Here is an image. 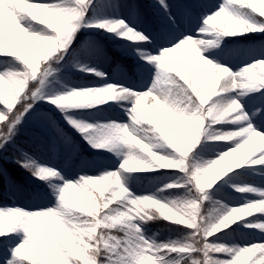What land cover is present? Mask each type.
<instances>
[{
    "label": "trees",
    "instance_id": "1",
    "mask_svg": "<svg viewBox=\"0 0 264 264\" xmlns=\"http://www.w3.org/2000/svg\"><path fill=\"white\" fill-rule=\"evenodd\" d=\"M1 2L0 9H3ZM206 2L211 14L219 11L221 4H226V0ZM232 2L235 5L229 7L236 14L224 12L227 24L218 22L208 26L222 33L225 27H230L234 35L224 36L218 47L201 50L203 56L219 65L215 67L203 61L195 45L187 46L180 54H164L161 59L151 50V46L157 48L161 28H170L177 39L184 37V15L178 6L188 5L203 21L209 16L200 0H174V3L166 0L163 5L160 0H86L83 18L75 32H71L66 48L62 47L65 40L51 45H47L42 36L37 41L32 40L22 32L16 17L7 16L0 21V73H8L0 75V103H14L24 93H35L31 97L34 100L40 97L0 148V232L13 233L14 240L9 241L12 243L19 241L15 234L17 229L26 233L27 243L18 251L24 264H167L178 257V252L187 253L180 264H253L258 256L256 264H264V255H260L264 249L243 250L264 244V227L260 226L264 223V209H254L251 217L215 234L208 227L222 209L264 200V164L252 163L249 157L254 154L259 158V137L250 136L249 147L240 154L245 165L233 169L209 189L196 187L197 179H204L203 165L235 147V140L239 139L238 135L218 141L212 137L236 133L248 124L264 133V120L254 125L238 100L239 91L248 89L247 96L254 107L264 109V77L261 76L264 68L256 65L262 61L260 54L264 55V17L259 14L264 8L259 7L260 0ZM63 7L79 6L76 0H70ZM20 9L26 16L32 11L27 7ZM142 12L150 16V40L128 39L121 34L125 28L110 32L96 26L123 21L128 28L139 32L135 23ZM246 20L253 24L255 32L243 31L247 27ZM232 22L240 31L231 26ZM43 28L47 34H52V29L41 24L35 27V32L40 33ZM140 42L146 47L136 49L134 45ZM214 52L216 55L211 56ZM228 58L244 67L253 65V80L246 81L249 88L241 86L228 69L223 70L227 68L223 61ZM88 65L91 66L87 68ZM97 72L101 75H96ZM157 74L173 88L156 118L146 112L132 114L127 101L109 99L116 88L101 93L99 103L75 97L65 101L67 106L60 107L49 100L72 89H87L91 84L95 85L93 89L117 86V81L136 85ZM232 99L241 104L239 120L233 119L231 112L223 115L228 107L225 101ZM214 100L217 103L213 104ZM77 101L82 103L73 106ZM3 110L0 105V111ZM95 113L147 136V144L137 147L139 153L147 151L153 156L163 149L164 155L154 156L157 166L132 171L124 186L120 183L108 186L104 181L105 173L120 170L128 148L136 143L124 132H115L96 120ZM78 115L83 119H72ZM69 118L92 127L81 130L69 122ZM193 135L196 145L185 154L181 146ZM93 139L100 148L90 145ZM0 143H3L2 137ZM156 157H165L179 167L159 166ZM29 161L33 162L32 166L24 167ZM37 168L54 169L59 175L45 172L39 174L44 177L41 180L32 175ZM80 176L91 177L84 187L80 186L81 190L73 188L74 195L87 207L86 213L79 212V218L73 220L85 234V243L72 242L61 233V217L47 209L48 203L57 209L53 193L64 180H76ZM238 187L251 191L239 192ZM69 193L64 192L63 200L73 210L76 204L68 198ZM151 198L164 205L168 215L160 213L150 203ZM11 209H16L18 214ZM23 212L42 217L44 223L27 218ZM134 222L144 227L139 230L142 238L125 251L124 240L132 238L133 231H137ZM113 238L120 239L121 244L111 254L107 243ZM147 240L163 248L168 258L158 263L147 260L144 242ZM2 251L0 247V253Z\"/></svg>",
    "mask_w": 264,
    "mask_h": 264
},
{
    "label": "clouds",
    "instance_id": "2",
    "mask_svg": "<svg viewBox=\"0 0 264 264\" xmlns=\"http://www.w3.org/2000/svg\"><path fill=\"white\" fill-rule=\"evenodd\" d=\"M32 11L29 17H31V20L37 21L41 25H46L47 28L52 29V34H43L42 39L47 45H51L53 43H61L65 39H67V33L68 32H75V29L77 28L75 22L73 21V17L69 14L60 12L56 9H54L49 4H32ZM259 7L264 8V0H260ZM254 11H256V8H252ZM261 17H264V11L259 12ZM219 16V14L214 13L210 16H208L204 20L205 25L212 24L215 17ZM248 20H246L247 23ZM248 29H252L253 32L256 31V29L253 27L252 23H247V27L243 29L244 32H247ZM200 31L205 32L208 31L207 28H202ZM237 31H240V29H237ZM136 32L134 30H131V35L127 37L128 39H133L135 37ZM142 35V34H141ZM234 33L231 31L228 27L224 28L223 36H233ZM59 37V39H58ZM144 40H147L148 37L144 36ZM178 44H188V45H195L197 46L198 51L201 52V58L205 63H208L212 66H219L216 63H213L210 59H207L205 56L202 55V49L205 51L212 47H218L219 41L218 39L213 42V39H197L193 36H184L182 40L177 42ZM176 45H173L175 47ZM256 65L259 66V68H264V61L258 62ZM227 71V68L223 69ZM253 71V65H250L244 69H242L238 73H234L235 75L239 76L241 73H250ZM261 76L264 77V72L261 73ZM264 82V81H262ZM108 88H117L119 86L116 85H108ZM121 88L124 92H127L128 89ZM103 93L102 88L92 89H72L69 90L67 93L58 95L56 97L49 98L50 102L53 105L56 106H67L65 101L72 100L73 97H86L89 100H96L97 103H99V97L100 94ZM13 95H15V92L13 91ZM159 99H164V96L157 92L155 94ZM35 96V93H24L19 95L14 103H10L8 105H5L3 103H0V105H3L4 110L0 111V124H5V122L9 121V117L12 118V120H15L17 117H23L25 114V107L30 109L33 106V103L35 100L31 97ZM132 99L133 97H129ZM57 100H60L61 103H56ZM75 103H82V101L74 102L73 106H75ZM225 105H227V111L223 113V115L227 116L228 113H234L233 119L239 120L241 118V104L235 100L232 99L230 101H225ZM245 117L246 115L242 113ZM19 119V121H20ZM69 122H71L69 118ZM92 127L91 125H88V128ZM86 130V129H85ZM243 133V135H241ZM239 136L238 140H235V147H232L230 150L225 151L219 155L218 158L212 159L209 162H207L203 167L205 168L204 173V179L203 181L197 179L196 181V187L198 189H209L211 188L218 180H220L222 177H224L227 173L231 172L233 169H237L245 165V161L241 157V153L244 152L250 145L251 141L249 140L250 136H258L259 137V144L257 147L260 149L257 153L259 158H256L257 155H253L251 157L252 163H261L262 160H264V133L256 131L251 124H248L247 127L240 128L238 132L236 133H226L224 135H217L212 137L213 140H226L229 139L231 136ZM89 137V136H88ZM188 142L181 146L183 152L187 154L188 152L193 150V147L196 145V137L189 136L187 138ZM139 143V141H137ZM90 145L93 148H100V146L96 143V140L93 139L90 142ZM181 148H177V151H180ZM151 155V153L149 154ZM149 155H141L137 153L135 156L131 155H125L122 159L119 169H128L129 171H138L147 167H156L157 164L154 163L152 159H149ZM130 161H135L134 164L130 165ZM156 161L159 162V166L162 167H179L178 163H173L171 160H168L165 157H156ZM43 169V168H41ZM218 169V170H217ZM53 173V176L59 175L58 172H56L54 169H45ZM32 175L34 177H38L39 179L43 180V176H39L38 170H33ZM103 175V174H101ZM90 176H80L79 179L76 180H64L62 186L59 187L58 191L55 193L56 201H57V215L61 216L63 218V221L65 224H67L69 227L72 226V221L79 218L78 211L72 210L70 206L66 205L63 200V194L66 189L76 187L77 185L84 187L87 180L90 179ZM237 191L239 192H249L251 189L246 187H238ZM264 209V200L255 201L254 203H245L240 206L231 207V208H225L222 209L219 213L216 214V219L214 221H211L208 225V227L211 229V233L215 234L217 232H220L223 229L228 228L229 226L235 224L238 221L244 220L246 217L252 216V211L254 209ZM261 227H264V223L260 225ZM11 232H0V247H3L5 243H7L11 237ZM19 237V241L15 244H8V249L10 253V260L13 262V264H24L23 261H21L18 257V251L21 248V246L25 243H27L28 237L25 232L21 231L20 229H17L15 233ZM261 248L264 249V245H251L250 247H244L243 250H250L254 248ZM264 253V252H262Z\"/></svg>",
    "mask_w": 264,
    "mask_h": 264
},
{
    "label": "rangeland",
    "instance_id": "3",
    "mask_svg": "<svg viewBox=\"0 0 264 264\" xmlns=\"http://www.w3.org/2000/svg\"><path fill=\"white\" fill-rule=\"evenodd\" d=\"M70 0H3L1 2L3 9L5 7H10V8H24L27 7L29 10H32L31 5L32 4H57L64 6L66 5ZM86 1V0H85ZM204 3L205 0H202ZM138 7V5H135ZM21 10V9H20ZM31 14V13H30ZM29 14V16H30ZM9 17H16L15 15H12L11 12L8 15ZM27 16V17H29ZM31 19V17H29ZM222 21L225 22V17L222 15H219L215 17L213 21ZM33 21V20H32ZM32 24L28 25V22H24V25H22L19 21V25L21 27L22 32H25L26 34L29 35V37L37 41L38 37L43 36L42 32L47 34L46 28H43L40 33L35 32V27L39 24L37 21L31 22ZM184 25L186 29V35L193 36L194 38L197 39H213V42H215L216 39H218L219 43L223 41V34L210 29L207 27V25L204 24L203 21L196 19V17L188 10H186V14L184 17ZM28 26V27H27ZM138 31H140L142 34L145 36H149L148 34V17L145 15V13L142 12L141 17L139 21L136 24ZM232 26L235 28V30L238 29V27L235 25V23L232 24ZM202 28H207L208 31L202 32L200 29ZM232 31V28H229ZM178 42L174 37L172 36V33L167 29L163 30L159 34V44L162 49H168L165 48L170 45L171 42ZM145 45L144 44H137L136 48L140 49L143 48ZM183 48L182 44L170 48L173 51H181ZM261 60L264 61V57H260ZM225 66L230 70V73H232L239 84L245 88H249V83L246 82L247 80H253L252 76L250 73H241L239 76L235 75L234 73L240 72L243 67H239V65L234 62L233 60H226L224 61ZM88 68V66H87ZM83 72V71H82ZM105 76V75H104ZM106 79V78H105ZM119 87L128 89L127 92H124L121 88L117 87L116 90L111 94L112 100H120L124 99L128 102V108L129 111L132 114H137L140 112H146L151 118H156L158 113L164 108L165 104L169 100L171 91H172V86L169 85L162 77L160 76H151L146 82L139 84L137 86H130V85H121V82H119ZM95 85L91 84L89 88L94 87ZM159 92L164 96V99H159L155 94ZM104 93V92H103ZM250 93L248 89H242L238 93V100L242 104L243 107L246 108L252 123L256 125L258 122L264 120V109L260 110L254 107V104L252 103L251 99L247 96ZM129 97H133L130 99ZM75 98V97H73ZM94 118L100 122H103L104 124L109 125V127L114 130L115 132H124L126 136H130L132 140H134L135 145H131L127 152L126 155H131L135 156L137 153V147L138 146H143L147 144V136H143L137 132L134 131V129L130 127H122L117 124V121H112L109 117L103 115V114H94ZM72 119L75 120H82L83 116L78 115L76 117H72ZM74 120V121H75ZM139 141V143L137 142ZM143 144V145H142ZM141 155H149L147 151L139 153ZM164 155V150L159 149L158 152H156L153 156L149 155V159L154 160V156H162ZM254 154H251V157ZM257 158V157H256ZM132 164L135 163V161H131ZM132 171H129L128 169H120V170H109L107 173H105L104 181L108 186H115L116 184L120 183L123 186L128 184L130 180V174ZM54 185L56 183H53ZM121 185V186H122ZM78 190H81V187L77 185L76 187ZM73 188H68L65 190V192H70L68 195V198L72 199V203L76 204V208H73V210L78 211V213H86L87 207L85 203H82L79 201V199L74 195L73 193ZM59 187L57 190L54 192L55 193L58 191ZM56 197V196H55ZM264 197V194L262 195ZM150 203L155 205V207L158 209L160 213L163 215H168V210L164 205H161L158 202H154V199H150ZM47 209L51 212L57 215L58 209L55 208V206L52 204L47 205ZM11 212L18 214V211L16 209H11ZM24 216L31 220H35L39 223H44L42 217L40 216H35L34 213L32 212H24ZM59 216V215H57ZM61 217V216H59ZM72 226L69 227L67 224L64 223L63 218L61 217L59 225H60V232L63 233L70 241L72 242H78V243H85L86 242V237L85 234L75 226L73 221L71 222ZM133 226L135 230L133 231V237H127L124 240V249L126 251V248L130 249L132 248L133 245H136V240L139 239L141 240V232L139 230L144 229L142 225H140L138 222H134ZM145 242V258L147 260L153 261V262H160V261H165L166 258H168L169 254L164 251L163 248L156 247L155 242L153 240H147ZM264 242V240H263ZM121 240L117 238H113L109 243H107L109 252L112 254L113 252L116 251L118 246H120ZM187 257V253L185 252H178V257L175 259L169 260L167 264H180L185 258Z\"/></svg>",
    "mask_w": 264,
    "mask_h": 264
},
{
    "label": "snow or ice",
    "instance_id": "4",
    "mask_svg": "<svg viewBox=\"0 0 264 264\" xmlns=\"http://www.w3.org/2000/svg\"><path fill=\"white\" fill-rule=\"evenodd\" d=\"M76 3L79 7L76 8H71V7H63L61 5H57V4H51V6L63 13L69 14L73 17V21L75 22L76 26L79 27V23L83 18L84 15V11H83V6L85 3V0H76ZM160 3L163 5L166 3V0H160ZM230 5H235L232 0H226V4L221 5L220 10L217 11L216 13L219 15H222L225 11H229L232 12L233 15H235L236 13L234 11H232L230 9ZM11 12L12 15H15L17 20L20 21V23L22 25H24V22H28L29 24H32L31 22H33L31 19H29V17H27L20 9H16V8H10V7H5L4 9H0V21L4 20L9 13ZM97 27L100 28H106L108 31L110 32H115L118 28H125L126 30L122 31L121 34L125 37H129L131 35V28H128L126 25H124L123 21H114V22H106V23H100L98 25H96ZM28 27V26H27ZM42 34H44L42 32ZM145 35H141L139 32H136L135 37H133V39L131 40H138V41H145L143 39ZM71 39V32L69 33L67 39H65L64 44L62 45V47L66 48L67 44H68V40ZM183 37L179 38V41L182 40ZM147 40H150V38H148ZM173 45H181L178 44L177 42L173 41L170 43L169 46L165 47V48H172ZM149 55L151 56H155L149 53ZM0 75H8V73H0ZM96 75H101V73H96ZM103 92H110L111 88H108L107 86L102 88ZM40 98V97H37ZM111 97H109L110 99ZM56 103H61L60 100H57ZM217 103V100L213 101V104ZM29 109L27 107H25V111H28ZM19 119L20 117H17L15 120H12L11 117H9V121L5 122V124H0V137H2L3 143H0V148H2L4 146V143L9 139L10 135L12 134L16 124L19 123ZM248 117L246 116V118L244 120H247ZM71 123H73L77 128H80L81 130H85L88 128V125H82L80 123H77L76 121H71ZM20 162V161H18ZM33 162L29 161L27 163H25L23 166L24 167H30L32 166ZM258 164H264V163H258ZM38 170V174H43L45 172H47L49 175H53V173H51L48 170L45 169H40L37 168ZM14 238L10 237L9 241H13ZM7 242L5 243V245L3 246V251L2 253H0V264H13V262L10 260V253H9V249H8V244H15L12 242ZM255 245H264V244H255ZM236 251H239V249H237ZM235 254V253H233ZM260 255H264V253H261ZM259 259V256L257 257L256 260ZM256 260L253 261V264H256Z\"/></svg>",
    "mask_w": 264,
    "mask_h": 264
}]
</instances>
